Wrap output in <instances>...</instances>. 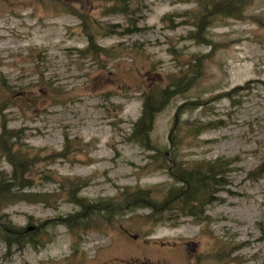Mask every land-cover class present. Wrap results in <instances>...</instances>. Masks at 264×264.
Segmentation results:
<instances>
[{
    "label": "rangeland",
    "instance_id": "1",
    "mask_svg": "<svg viewBox=\"0 0 264 264\" xmlns=\"http://www.w3.org/2000/svg\"><path fill=\"white\" fill-rule=\"evenodd\" d=\"M211 1L0 0V140L18 135L26 191L47 199L0 205V227L39 237L9 248L0 236V264H264V0L200 29ZM90 40L101 49L86 51ZM179 79L155 116V149L129 139L146 95ZM219 158L226 186L199 216L154 222L126 205L129 190L163 200L167 162ZM0 171L13 175L1 145ZM90 209L89 227L57 222Z\"/></svg>",
    "mask_w": 264,
    "mask_h": 264
},
{
    "label": "trees",
    "instance_id": "2",
    "mask_svg": "<svg viewBox=\"0 0 264 264\" xmlns=\"http://www.w3.org/2000/svg\"><path fill=\"white\" fill-rule=\"evenodd\" d=\"M245 1L246 0H212L210 6L214 9H211V11L207 13L209 8L205 7V11L201 13L202 24L200 25V29L203 27L207 29V27L210 26V16H214L213 13L215 11H217L218 14H227L228 16H231L235 12L240 14L243 10ZM199 2L202 7L204 0H199ZM73 13L75 12L73 11ZM191 38H200V42H207L205 37L202 36ZM100 49L101 48L95 45L93 40H90V46L86 51H97ZM194 76L186 80L187 84H190L196 78V76ZM183 82L182 79H179L178 82H174L172 85L161 87L157 90H151L146 95L141 117L134 124L133 133L129 136V139L140 143L145 148L155 149L150 141V132L153 129L155 116L167 105L170 99L171 86H179V84L183 86L185 85ZM179 117L180 113L175 117L176 122H179ZM6 133L7 130L4 129L0 145L13 165V175L11 178H6L4 175L2 176L3 172L0 171V205L3 202L8 204L20 201H46L47 199L43 198L46 195L26 191V189L32 185V181L27 178V172L30 171V157L16 148L18 135H7ZM13 138H16V140L12 141ZM171 142L174 143L173 136ZM58 155L62 156L61 153H58ZM52 156L56 155L54 154ZM164 156L166 158V154H164ZM166 164V168L170 169L168 174L173 179L174 185L166 192L163 200H156L152 190H129L124 193L126 205L129 206L130 210L147 207L151 210L149 218L154 222H159L162 220L164 214H173L175 210H179V217L199 216L200 213L204 212L205 207L219 199L217 193L226 186L224 177L228 172L227 168L229 163L222 158L212 161H201L193 165H183V163L175 161H173L171 165H168V162ZM258 170L263 172L264 165H261ZM62 187L68 189L71 194L72 202L79 203L85 207L88 205L85 198L77 197L76 191L79 187H77L74 181H69L67 184H63ZM49 196L51 195L48 194L47 198ZM106 204L113 206L114 210H110V216H114L117 213L116 210L119 205H115L109 200ZM101 206V204H97L96 206L100 214L103 209ZM91 213L92 209L88 212L80 211L67 218L60 219L57 222L67 224L70 228L89 227L91 224L88 225L87 222ZM51 222L53 223L54 221ZM42 226L43 225H41V227ZM0 230V236L4 239L9 248L12 246L22 248L27 243L37 246L39 241L37 232L31 231L29 228L12 229L10 227H0Z\"/></svg>",
    "mask_w": 264,
    "mask_h": 264
}]
</instances>
